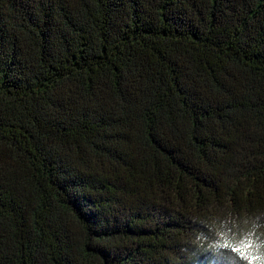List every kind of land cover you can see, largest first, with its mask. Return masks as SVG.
Wrapping results in <instances>:
<instances>
[{
	"label": "trees",
	"instance_id": "16d2710c",
	"mask_svg": "<svg viewBox=\"0 0 264 264\" xmlns=\"http://www.w3.org/2000/svg\"><path fill=\"white\" fill-rule=\"evenodd\" d=\"M227 258L264 264V0H0V264Z\"/></svg>",
	"mask_w": 264,
	"mask_h": 264
},
{
	"label": "rangeland",
	"instance_id": "374dc122",
	"mask_svg": "<svg viewBox=\"0 0 264 264\" xmlns=\"http://www.w3.org/2000/svg\"><path fill=\"white\" fill-rule=\"evenodd\" d=\"M222 263H223V264H235V263L233 262V260H232V259H229V258H227V259H225L224 261H222Z\"/></svg>",
	"mask_w": 264,
	"mask_h": 264
},
{
	"label": "snow or ice",
	"instance_id": "6c2138e0",
	"mask_svg": "<svg viewBox=\"0 0 264 264\" xmlns=\"http://www.w3.org/2000/svg\"><path fill=\"white\" fill-rule=\"evenodd\" d=\"M225 246H227V245H225ZM232 250L233 251H239V249H237V248H233Z\"/></svg>",
	"mask_w": 264,
	"mask_h": 264
}]
</instances>
